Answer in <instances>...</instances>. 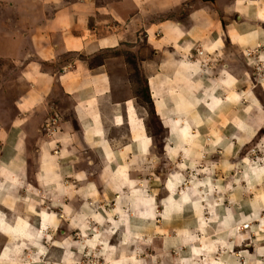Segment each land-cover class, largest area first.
Segmentation results:
<instances>
[{"label": "rangeland", "instance_id": "rangeland-1", "mask_svg": "<svg viewBox=\"0 0 264 264\" xmlns=\"http://www.w3.org/2000/svg\"><path fill=\"white\" fill-rule=\"evenodd\" d=\"M56 1L0 0V226L16 234L0 264H264V0ZM56 8L66 36H88L80 51L61 50L59 29L39 39ZM199 10L197 37L217 45L196 40L157 95L143 29ZM76 69L112 77L105 133L87 143L68 129L79 95L58 81ZM27 73L44 78L37 103L18 102L40 82Z\"/></svg>", "mask_w": 264, "mask_h": 264}, {"label": "crops", "instance_id": "crops-1", "mask_svg": "<svg viewBox=\"0 0 264 264\" xmlns=\"http://www.w3.org/2000/svg\"><path fill=\"white\" fill-rule=\"evenodd\" d=\"M136 1L138 2V0ZM57 3L58 2L54 0L52 5L54 6ZM56 10L57 11L55 15H53L52 17L53 20H51V22L47 21L48 23L42 24V26L36 28L37 32L39 33V39L46 40L47 32H50V30L57 31L59 29L60 32L63 34V38L62 40L59 41L58 44L57 43L56 44L59 45V47H61V50L67 51L65 48L69 46V48L72 49L73 51H80L83 48V45L86 44L85 41H87L86 39L88 36H84V33H82L80 37L66 36L67 31L73 28L75 23H72L67 18H64L62 16L68 14L67 12H63V9L58 10L56 8ZM204 14L205 13L203 10H199L197 12H193L192 14H190V16L187 17L186 19L188 25L185 27L182 25V23L179 22H173L170 20H159L158 22L148 24V26L143 29L146 37V42L149 44L151 48L154 49V58H155V62H150V61L147 63L144 62V66H143L144 71L148 72V75H146L145 78L149 90L152 89L156 90L158 95V90L161 89L164 90L166 88L167 85L166 81H172L171 77L167 75L168 72L167 69H170L169 66L175 67L177 69L188 67V63H189L188 56H190V53L192 52V48L195 45L194 42H196V40H200L202 42V45H205L204 47L207 50H210L212 48L213 50L215 49V46L217 45V42L215 40L208 42L209 40L207 38L197 37L198 35L197 31L203 34L202 30L203 29L207 30L208 28L209 17L208 18L204 17ZM79 15L80 14H77V16ZM130 24H131L130 21H128L127 25L130 26ZM245 36L246 34L238 35L237 37L238 40H241V38H244ZM81 40H83L84 43H82ZM109 41H111V38L103 37L101 39H98L97 46H102L103 42H109ZM55 50H57V48H55ZM75 71H79V70L76 69ZM95 71L96 72H94L93 74H90L89 72H85L83 70H80L78 73L68 71L58 76V81L62 87L64 86L63 89L65 90V92L73 88L74 90L73 92L79 95V97L76 99L77 103L74 105L78 128L74 129L73 126L70 125V127L68 126V129L69 131L76 130L75 132L76 133L78 132L80 134L83 143H87L86 142L87 139H91L93 138V136L94 137L102 136L105 133L101 121L103 115L98 109L97 100L100 97L110 93L109 85L112 84L111 82L112 77L110 79L108 75L103 74V72H101L98 69ZM27 77L30 78L29 82L31 87L35 86L37 81H40L39 82L40 85L38 83L36 89L29 91L25 95V97L19 99L18 102L21 103V102L29 101V103H37V101H39L40 99L38 98V96L46 93V89L42 87L44 83H41L44 78L38 76V78L35 79L34 77L36 76L31 75L30 73H27ZM125 103L126 102L120 104L116 102L114 104L110 103L109 104V106L111 107L110 110L117 111V109L122 107L126 109L127 104ZM24 104H28V103H24ZM154 104L156 105V102H154ZM136 136L137 137L135 139V142L137 149L140 151V153L146 154L150 147L149 138L139 132L137 133ZM12 143H13L12 145L9 144L10 147H12L11 149H9V152L14 150L20 151L19 149L20 144L14 143L13 141ZM100 149H102V147ZM39 151L42 150L40 149ZM40 156L41 154H39L38 157L39 160H40ZM40 180H42V178ZM13 181L14 180L11 178L10 175H6V176L4 175V183L9 185V188L6 190H8L9 192L12 191L11 189L12 187L10 186L14 184ZM2 221L3 220L0 219V224ZM0 231L1 233L3 232L2 235L0 233V241H1L0 258L1 260H4L7 256L6 253L8 252V249H10L11 247L10 245L16 243V240H13L14 242L12 244L6 245V242L2 241L5 238L4 234H7L6 235L7 237H13V236L16 237V234H13L12 230H10V225L8 226V228L0 226ZM24 232L25 231H23V233ZM24 236H25L24 234L21 235V237Z\"/></svg>", "mask_w": 264, "mask_h": 264}, {"label": "bare ground", "instance_id": "bare-ground-1", "mask_svg": "<svg viewBox=\"0 0 264 264\" xmlns=\"http://www.w3.org/2000/svg\"><path fill=\"white\" fill-rule=\"evenodd\" d=\"M263 21H264V20H263ZM160 100H161V99H160ZM162 102H163V101H162ZM164 107H165V106H164ZM29 109H30V108H29ZM157 113H158V112H157ZM54 120H55V118H54ZM49 121H50V120H49ZM124 179H125V178H124ZM10 192H11V191H10ZM260 240H261V239H260ZM73 241H74V240H73ZM73 241H72V242H73ZM61 245H62V244H61ZM73 248H74V247H73ZM258 248H259V247H258ZM263 253H264V252H263ZM263 253L261 252L260 254H263ZM19 255H20V254H19ZM114 257H115V256H114ZM64 258H65V256H64ZM66 258H67V257H66ZM20 261H21V260H20ZM60 261H61V260H60ZM112 261H113V260H112ZM112 261H111V262H112ZM126 261H127V259H126ZM63 262H64V261H63ZM28 263H29V262H28ZM39 263H40V262H39ZM21 264H22V263H21ZM113 264H114V263H113Z\"/></svg>", "mask_w": 264, "mask_h": 264}, {"label": "water", "instance_id": "water-1", "mask_svg": "<svg viewBox=\"0 0 264 264\" xmlns=\"http://www.w3.org/2000/svg\"><path fill=\"white\" fill-rule=\"evenodd\" d=\"M204 1L213 3L214 0H204Z\"/></svg>", "mask_w": 264, "mask_h": 264}, {"label": "trees", "instance_id": "trees-1", "mask_svg": "<svg viewBox=\"0 0 264 264\" xmlns=\"http://www.w3.org/2000/svg\"><path fill=\"white\" fill-rule=\"evenodd\" d=\"M146 95V94H145Z\"/></svg>", "mask_w": 264, "mask_h": 264}]
</instances>
